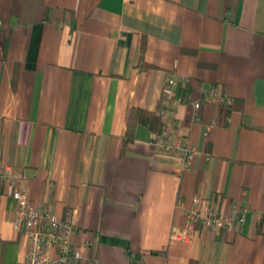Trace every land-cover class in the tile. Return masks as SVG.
<instances>
[{
	"label": "crops",
	"instance_id": "1",
	"mask_svg": "<svg viewBox=\"0 0 264 264\" xmlns=\"http://www.w3.org/2000/svg\"><path fill=\"white\" fill-rule=\"evenodd\" d=\"M170 74L180 97H232L197 123L191 103L171 111L172 136L198 150L181 174L143 121ZM0 165L39 207L74 211L79 264H264V0H0ZM194 198L245 207L244 222L188 228L177 203ZM14 210L0 188V264L26 254Z\"/></svg>",
	"mask_w": 264,
	"mask_h": 264
},
{
	"label": "built area",
	"instance_id": "2",
	"mask_svg": "<svg viewBox=\"0 0 264 264\" xmlns=\"http://www.w3.org/2000/svg\"><path fill=\"white\" fill-rule=\"evenodd\" d=\"M180 84L182 79L176 74H170L165 78L157 111L161 127L153 132L150 138V145L157 154L176 159L178 174L191 168L198 150L196 146L172 136L171 111L179 106L181 100L191 103L193 108L191 121L197 123L200 120V109L203 104L218 103L226 109L232 104L230 93L222 85H212L202 91L199 99L193 100L188 96L178 95ZM0 188L15 202L13 228L23 232L27 239L26 254L20 264L80 263L81 250L72 247L71 243L75 232L74 211L60 218L49 209L36 205L28 197L24 173L10 165H0ZM193 202L192 207H186L181 202L177 203L188 221V228H193L199 223L216 232L232 231L236 225L244 222L247 209L238 204H233L227 214H221L213 208L198 207V198H194ZM172 236L184 238L177 233H172ZM52 248L56 249L55 257L50 255Z\"/></svg>",
	"mask_w": 264,
	"mask_h": 264
},
{
	"label": "trees",
	"instance_id": "3",
	"mask_svg": "<svg viewBox=\"0 0 264 264\" xmlns=\"http://www.w3.org/2000/svg\"><path fill=\"white\" fill-rule=\"evenodd\" d=\"M179 87H180V86H179ZM179 87H178V89H179ZM182 91H183V90H182ZM179 93H181V92H179ZM179 95H180V94H179ZM181 95H182V93H181ZM182 96H183V95H182ZM143 115H145V113H144ZM144 117H145V118H144ZM144 117H143V121L148 120V118H149L150 120H156V123H157V129H159V128L161 127V124H160V122L158 121L155 112L152 113V114L145 115ZM127 140H129V139H127Z\"/></svg>",
	"mask_w": 264,
	"mask_h": 264
}]
</instances>
